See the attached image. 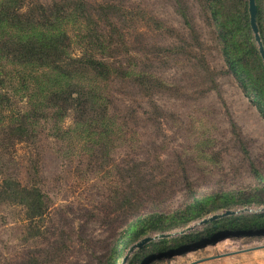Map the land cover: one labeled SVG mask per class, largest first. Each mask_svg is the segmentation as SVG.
I'll return each instance as SVG.
<instances>
[{"label":"rangeland","instance_id":"374dc122","mask_svg":"<svg viewBox=\"0 0 264 264\" xmlns=\"http://www.w3.org/2000/svg\"><path fill=\"white\" fill-rule=\"evenodd\" d=\"M83 1L103 19L114 17L125 34V44L115 39L109 60L132 74L99 84L114 124L102 132L78 131L72 114L60 123L49 114L38 124L35 144L16 143L7 152L0 146V155L6 153L0 181L3 171L27 179L24 165L33 166L30 180L48 197L55 220L75 219L100 239L75 257L100 264L116 243L117 264H126L139 248L120 246L131 222L152 211H185L212 190L264 185V113L230 69L208 0ZM5 83L12 103L27 110L19 81ZM86 209L98 217L86 221ZM228 210L234 214L202 223ZM258 214L264 203L234 204L151 232L141 256L149 255L145 264H264V227L225 229L228 216L246 221ZM23 215L21 207L0 202V264H21L33 248L21 240ZM217 221L224 229L208 237ZM164 233L170 236L160 237ZM161 239L180 247L160 253L167 244Z\"/></svg>","mask_w":264,"mask_h":264},{"label":"trees","instance_id":"16d2710c","mask_svg":"<svg viewBox=\"0 0 264 264\" xmlns=\"http://www.w3.org/2000/svg\"><path fill=\"white\" fill-rule=\"evenodd\" d=\"M256 4L264 45V0H256ZM208 6L230 69L264 113V60L250 25L248 1L208 0ZM124 36L114 17L103 19L98 9L92 11L83 0H0V146L5 152L16 143L35 144L38 124L49 114L57 123L72 114L78 131L102 132L113 125L110 99L99 84L110 82L114 76L132 74L126 67L109 60L119 44L115 39L119 37L125 44ZM13 79L27 92V110L16 107L8 91L2 90L5 82ZM5 152L0 157L6 162ZM29 159L32 164V158ZM32 168L24 165L27 179L3 171L0 181V202L23 209L21 240L33 245L25 253L27 256L23 254L21 264H93V260L83 262L75 256L77 252L93 249L100 239L88 235L87 226L77 224L75 219L55 220L48 197L30 180ZM255 201L264 203V185L212 190L185 206V211L172 214L152 211L126 226L121 249L126 250L151 232L176 228L218 209ZM97 217L93 209H86L83 214L86 221ZM260 219H264V214L246 221L228 216L224 218L228 222L225 229L234 232L261 229L264 225ZM214 224L208 237L224 229L217 226L218 221ZM168 241L161 239L160 242ZM143 247L137 248L126 264H145L149 255L141 256ZM179 247L167 243L159 251L171 254ZM116 250L114 243L110 256L100 264H117ZM119 260L124 263L123 259Z\"/></svg>","mask_w":264,"mask_h":264},{"label":"water","instance_id":"95a60500","mask_svg":"<svg viewBox=\"0 0 264 264\" xmlns=\"http://www.w3.org/2000/svg\"><path fill=\"white\" fill-rule=\"evenodd\" d=\"M249 14H250V25H251L252 31L254 33L255 40L257 41V43L259 45V50H260L261 56L264 60V45H263V42L261 39L258 20H257L258 8H257L256 0H249ZM231 214H234V211L228 210L221 215L216 214V215L211 216L209 219H204L202 221V223L214 221L216 219H219L222 216L231 215ZM125 235L126 234L124 233L121 237H124ZM166 236H170V234L164 233V234L160 235V237H166ZM151 240H152L151 237H145L144 239H142L140 242L137 243V247H142Z\"/></svg>","mask_w":264,"mask_h":264},{"label":"flooded vegetation","instance_id":"af4514ba","mask_svg":"<svg viewBox=\"0 0 264 264\" xmlns=\"http://www.w3.org/2000/svg\"><path fill=\"white\" fill-rule=\"evenodd\" d=\"M132 247H133V245L130 247V250H131Z\"/></svg>","mask_w":264,"mask_h":264}]
</instances>
